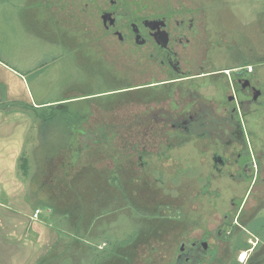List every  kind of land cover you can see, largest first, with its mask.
Instances as JSON below:
<instances>
[{
	"label": "flooded vegetation",
	"instance_id": "1",
	"mask_svg": "<svg viewBox=\"0 0 264 264\" xmlns=\"http://www.w3.org/2000/svg\"><path fill=\"white\" fill-rule=\"evenodd\" d=\"M34 1L81 37L53 45L88 76L53 102L71 137L53 194L83 204L79 175L110 180L119 211L157 225L144 241L168 237L164 264H264V0L248 17L222 0Z\"/></svg>",
	"mask_w": 264,
	"mask_h": 264
},
{
	"label": "rangeland",
	"instance_id": "2",
	"mask_svg": "<svg viewBox=\"0 0 264 264\" xmlns=\"http://www.w3.org/2000/svg\"><path fill=\"white\" fill-rule=\"evenodd\" d=\"M222 2L236 11L245 13L243 15L246 17L249 16L246 14L249 9L258 7L257 0ZM27 3L31 9L25 8ZM58 3L61 4L60 1ZM63 3L64 8L73 7L71 0H65ZM38 4L39 2L34 0H0V61L23 80V84L20 80H14L13 86L15 92L19 93L18 98L30 106L39 107L35 112H30V107L26 108L23 103L13 100L7 106L11 112L10 120L15 118L12 112L25 110L29 118L27 120L33 125L31 128H22L19 132L12 128L10 134L13 136L14 132L20 133L21 137L22 132L27 139L22 150L25 158L20 162V169L26 175L22 176L16 169L18 180L23 182L21 199L31 204V219H34V214L38 211L36 219L46 223V229L53 232L54 236L53 256L45 258L40 264H164L166 258L159 253V248L161 242L168 237H160L158 241L149 240L150 238L144 241L145 236L140 235L141 227L151 230L150 228H156L157 225L154 221L151 222L150 218L149 222L140 223L137 221L139 215L119 211L114 202L110 180L99 185V182H87L83 175H79L77 180L83 185L82 192L85 193L83 204L75 199L74 204L63 205L66 208L59 207L58 211L62 208L63 215L53 209L47 211L44 206L52 205L53 208L55 204L50 199L55 189L53 159L59 154L57 149L71 141L66 122L67 113L53 108V102L87 90L88 76H83L85 60L81 50L78 55H71L69 50L53 45V41L59 40L61 35V40L70 41L81 40V37L71 33H67L66 37L65 31L56 32L55 14L51 30V16L46 14L51 4L43 3L42 9L40 7V10L36 11ZM78 7L80 8L81 4L76 1L75 8ZM221 8L223 7H217ZM79 18L84 21V14ZM9 79L14 77L10 75ZM40 104L43 105L36 106ZM174 157H177V154ZM104 193L109 194L107 200L103 196ZM38 203L43 205L40 207ZM48 218H51V222L47 221ZM48 223L50 227L47 226ZM44 234L47 235V232ZM132 241H139L133 253L132 248L127 247Z\"/></svg>",
	"mask_w": 264,
	"mask_h": 264
},
{
	"label": "crops",
	"instance_id": "3",
	"mask_svg": "<svg viewBox=\"0 0 264 264\" xmlns=\"http://www.w3.org/2000/svg\"><path fill=\"white\" fill-rule=\"evenodd\" d=\"M10 75L14 79H9ZM18 76L0 61V264H40L45 258L53 256L54 236L46 229V223L31 219V204L22 200L23 182L20 183L16 176V169L22 176L26 175L20 169V162L25 158L22 150L27 139L22 132L21 137L15 132L11 136L10 130L13 128L19 132L22 128L33 126L27 120L25 110L12 112L15 118L10 120L8 103L11 100L20 103L19 93L13 86L14 80H20ZM29 110L35 112L31 108ZM37 205L41 207L40 203ZM51 218L47 221L51 222ZM47 226L50 227V223Z\"/></svg>",
	"mask_w": 264,
	"mask_h": 264
},
{
	"label": "trees",
	"instance_id": "4",
	"mask_svg": "<svg viewBox=\"0 0 264 264\" xmlns=\"http://www.w3.org/2000/svg\"><path fill=\"white\" fill-rule=\"evenodd\" d=\"M24 159H22V161H23ZM63 194L64 193H62V196H56V195H52L51 196V198L52 199H50L51 201H54V206H53V208H52V205H44L47 209L48 208H51V210L53 209V210H57V212H59L60 213V215H63V212H62V208H61V210L60 211H58V208L59 207H64V208H66L65 206H63V205H66V204H68V197L67 196H65V197H63ZM85 194V193H84ZM53 196H54V199H53ZM55 199H57V200H55ZM41 205H43V204H41Z\"/></svg>",
	"mask_w": 264,
	"mask_h": 264
},
{
	"label": "built area",
	"instance_id": "5",
	"mask_svg": "<svg viewBox=\"0 0 264 264\" xmlns=\"http://www.w3.org/2000/svg\"><path fill=\"white\" fill-rule=\"evenodd\" d=\"M39 212L36 211V213L34 214V218H36L38 216Z\"/></svg>",
	"mask_w": 264,
	"mask_h": 264
}]
</instances>
